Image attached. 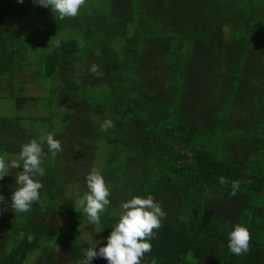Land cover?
<instances>
[{"label": "trees", "instance_id": "16d2710c", "mask_svg": "<svg viewBox=\"0 0 264 264\" xmlns=\"http://www.w3.org/2000/svg\"><path fill=\"white\" fill-rule=\"evenodd\" d=\"M50 11L35 0H0V83L34 66L52 83L53 107L66 108L65 125L77 117L87 122L89 145L74 129L72 139L57 135L68 157L42 143L40 198L18 212V222L11 204L17 170L0 180V264H27L37 251L35 264H78L88 248L106 243L122 202L149 194L165 215L140 264H264V0H98L92 11L64 18L85 38L69 33L59 45L16 28L26 17L32 27ZM89 36L95 39L84 46ZM31 46L34 61L26 57ZM33 99L16 98L19 105ZM56 114L30 117L46 126L43 134L19 116L0 117V153L19 155L22 145L52 133ZM109 118L114 127L100 131ZM101 151L108 158L99 161ZM79 166L100 168L110 190L94 242L78 238L84 210L66 204L77 197L66 191ZM57 214L76 217L67 232L54 225ZM236 225L250 233L241 255L228 248Z\"/></svg>", "mask_w": 264, "mask_h": 264}, {"label": "clouds", "instance_id": "9594fccd", "mask_svg": "<svg viewBox=\"0 0 264 264\" xmlns=\"http://www.w3.org/2000/svg\"><path fill=\"white\" fill-rule=\"evenodd\" d=\"M23 3V0H18ZM35 2L45 8H50L53 13H58L61 19L65 17H75L85 0H35ZM92 73L99 71L97 65L90 69ZM114 127V122L109 118L100 124V131L107 132ZM46 142L48 151L56 154L62 150L59 140L54 139L53 133L42 135L39 141L31 140L21 146L19 153L20 160L8 162L0 156V180L9 173L11 168H20L23 171L15 177L18 187L11 195V204L16 212H27L33 202L40 198V189L43 184L35 177L43 176L44 169L41 167L45 153L42 143ZM22 162V163H21ZM88 192L79 197L78 202L87 215L89 224L96 225L101 221L100 214L105 211V206L110 204L108 197L110 190L106 186L105 179L101 172L93 168L86 176ZM221 178V183H224ZM238 187V182L233 183V190ZM0 198H3L0 195ZM121 214L119 222L112 229L106 243L87 249L83 264H91L95 259H103L107 264H140L145 253L151 251L150 238L153 229L161 226L160 218L165 215L160 205L154 201L152 195L146 198L135 196L120 205ZM250 233L242 225H236L229 233V250L235 255H241L249 251Z\"/></svg>", "mask_w": 264, "mask_h": 264}, {"label": "rangeland", "instance_id": "374dc122", "mask_svg": "<svg viewBox=\"0 0 264 264\" xmlns=\"http://www.w3.org/2000/svg\"><path fill=\"white\" fill-rule=\"evenodd\" d=\"M97 1L98 0H85V3L80 7L77 15H81L88 11H92L94 7V3H96ZM13 4H15V2L11 1L9 3L8 12L12 10L11 7ZM28 19L29 18L26 17L23 20V22L19 24L16 28L22 29L23 30L22 32L26 35V37H29L31 40H34V38L47 37L48 39H52L54 43L59 45L60 39L64 37H68L69 33L71 35L72 34L77 35L79 33V36L81 38L83 37V35L80 32H77V31L75 32L73 29L66 27L68 26V24L64 22L65 19L64 18L61 19L58 13H53L52 11H50L49 14L46 15L45 17L41 18L32 27L27 26L26 23ZM62 26H65L64 29L62 31H57L59 30L58 27H62ZM84 38L85 37H83V39ZM93 39H95L93 36H89L84 41L83 40L81 41L83 42L85 46L88 40H93ZM83 55L84 54H81V60L83 58ZM26 57L28 60L34 61V58H36L34 47L32 46L30 47V51L29 53H27ZM90 61H92L93 64L95 65V61L88 58L89 63ZM35 68L39 69L37 65L35 66ZM17 73L18 74L15 77H11L9 74L6 75L5 77H3L4 81L0 83V117L19 116L22 118V121L30 130H32L33 132H41L43 134L46 131V126L43 124H35V123L29 122L30 117L32 116L46 117L51 113L52 110L56 109L57 114L52 116V122H53L52 133L54 134V139L58 138L59 140V137L57 135H59L61 132H65L67 138L72 139V137H74V134L71 132V129H74L75 131H77V133H80V135H82V137L86 141L84 142V146L88 148L87 145H89L88 141L90 138H88L89 136H87L88 134L87 133L88 131L87 122L82 121L83 118L77 117V119L76 118L69 119L68 121L70 123L65 125L63 118L66 113V108L62 107V105H60L61 108L60 107L55 108L52 105L53 103H50V100H48L50 96V88L52 84L51 81L49 79L44 80L45 78H43L42 75L39 76L37 74L36 69H34V66L25 68L21 71H18ZM33 95H34V99L30 100L31 102L26 101L25 103H22L21 105L17 103V100H16L17 97L21 96L23 98L27 96L30 97ZM57 106L59 105L56 104V107ZM92 117H96V116H92ZM98 122L99 120L96 117L95 120L92 121L91 123L94 125ZM49 127L50 125L47 124V128ZM66 142H67V139L63 141V143H66ZM113 150L114 152L117 151V153L119 154V157L124 156V152L120 147L115 148V149L113 148ZM55 155L56 156L65 155V157L66 156L68 157V151H66V147H63L62 151L56 153ZM0 156H3L8 162H11V160H17V161L20 160V157L17 154L0 153ZM81 156L83 155L81 154ZM106 158H108V153L106 151H101L98 157L99 161H101L102 159L105 160ZM81 162L82 163L87 162V165L90 163L86 155L82 157ZM69 163L70 161H68L67 163L68 165H66L65 171H64V176L67 178V180L71 173V168H70L71 166H69ZM85 168L86 169H84V166H79L78 168L79 176L75 178L76 181L72 177V181L76 183L73 188L71 187L72 190L70 187L67 189L66 191L67 197L71 198V197H74L77 193H79V197L83 198V196L88 192L85 178L90 173L91 169L95 168V166H85ZM13 169L17 170L18 174L19 172L23 171L22 166H21L20 168H11L9 172H12ZM97 171L101 172L102 174V170L100 168L97 169ZM105 178H106V175H105ZM66 204H69L70 206H73L74 208L83 209L81 205L79 204L77 197L74 198V200L67 202ZM4 212H5L4 209H1V205H0V214H4ZM15 214H16L15 220L16 222H18L21 218V214L19 215V213L16 211H15ZM56 217L57 218L54 221V225L63 229L64 232H67L70 228V225L76 221V217L74 215L64 216L62 214H59V215L57 214ZM87 220L88 218L86 217V221L85 220L81 221L80 227L77 232L78 238L82 241L94 242L99 238V236L102 235L104 227L101 221L99 224L92 225V224H89ZM9 233L12 235H16V233H14L13 228L10 229ZM50 246L54 247L59 252L60 247L57 245L55 241H50ZM10 249H11V245L7 244L3 250L10 251ZM40 254H41L40 251L31 253L28 257L27 264H35L36 260L38 261L37 257ZM82 262H83V259L81 260L79 259L78 264L80 263L83 264Z\"/></svg>", "mask_w": 264, "mask_h": 264}]
</instances>
